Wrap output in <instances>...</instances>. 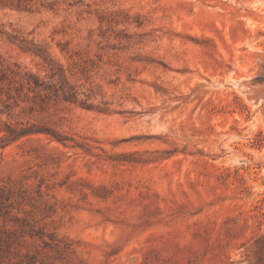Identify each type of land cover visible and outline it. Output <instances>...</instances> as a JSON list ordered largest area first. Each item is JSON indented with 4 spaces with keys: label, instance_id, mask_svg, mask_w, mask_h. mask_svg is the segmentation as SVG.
Instances as JSON below:
<instances>
[{
    "label": "rangeland",
    "instance_id": "obj_1",
    "mask_svg": "<svg viewBox=\"0 0 264 264\" xmlns=\"http://www.w3.org/2000/svg\"><path fill=\"white\" fill-rule=\"evenodd\" d=\"M256 52L264 0H0V264H264Z\"/></svg>",
    "mask_w": 264,
    "mask_h": 264
},
{
    "label": "bare ground",
    "instance_id": "obj_2",
    "mask_svg": "<svg viewBox=\"0 0 264 264\" xmlns=\"http://www.w3.org/2000/svg\"><path fill=\"white\" fill-rule=\"evenodd\" d=\"M251 57V56H250ZM252 58V57H251ZM253 60H257V61H264V53H257L256 54H253ZM240 85V84H239ZM241 88H242V91L244 92V94H246V97L247 99L253 103L254 105L255 104H261L260 106H262L261 108V113H263L264 115V92L260 93L258 89L256 90H252L250 89V87L248 86H245L244 83L241 84Z\"/></svg>",
    "mask_w": 264,
    "mask_h": 264
}]
</instances>
